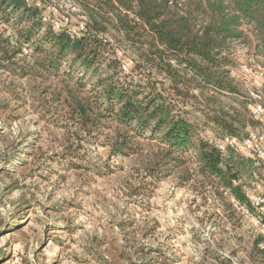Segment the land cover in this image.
Instances as JSON below:
<instances>
[{
  "label": "trees",
  "instance_id": "1",
  "mask_svg": "<svg viewBox=\"0 0 264 264\" xmlns=\"http://www.w3.org/2000/svg\"><path fill=\"white\" fill-rule=\"evenodd\" d=\"M68 1L80 8L74 26L85 23L79 36L45 25L44 0H0V25L11 29L9 36L0 34V70L19 79H63L54 95L73 127L63 156L76 158L83 142L101 141L111 157L131 158L136 173L144 174L135 192L146 193L171 175L182 185L198 178L226 216L231 210L250 220L244 206L264 224L240 181L237 150L206 141L194 121L201 118L225 141L249 137L256 122L244 84L234 75V42L246 44L253 35L264 55V0ZM109 35L122 56H116ZM127 52L139 81L121 71ZM223 228L224 222L217 225L222 243ZM251 238L248 244L240 235L236 239L244 261L264 264V231L254 228ZM143 246L139 256L156 253Z\"/></svg>",
  "mask_w": 264,
  "mask_h": 264
},
{
  "label": "rangeland",
  "instance_id": "2",
  "mask_svg": "<svg viewBox=\"0 0 264 264\" xmlns=\"http://www.w3.org/2000/svg\"><path fill=\"white\" fill-rule=\"evenodd\" d=\"M70 4L44 0L49 11L43 16L45 25L73 33L84 20L74 26L77 12L65 23ZM56 22L60 27H55ZM1 33L9 36L10 27L0 25ZM107 39L113 48L115 38ZM234 46L238 63L234 75L241 82L243 67L264 70L263 50L253 35L248 43L236 41ZM113 49L122 56V49ZM107 55L113 56L112 52ZM127 55L121 71L139 81L138 72H132L131 52ZM62 80L53 76L19 79L0 70V264H247L246 252L236 239L240 235L241 242L248 244L256 227L251 219H240L231 210V217L226 216L221 201L205 194L210 187H201L198 178L182 185L171 175L142 194L134 191L144 180L143 173H136L135 162L111 157L101 141L83 142L78 157H64L73 142L68 141L73 127L64 120L54 95ZM250 119L256 122L250 131L260 130L261 123L251 112ZM194 121L206 141L220 147L228 144L204 120ZM239 144L235 153L243 162L240 181L247 191L262 194V165ZM223 222L224 243L216 234ZM143 245L156 253L139 256ZM234 250L238 251L235 256Z\"/></svg>",
  "mask_w": 264,
  "mask_h": 264
},
{
  "label": "built area",
  "instance_id": "3",
  "mask_svg": "<svg viewBox=\"0 0 264 264\" xmlns=\"http://www.w3.org/2000/svg\"><path fill=\"white\" fill-rule=\"evenodd\" d=\"M68 16L65 18V23L69 24L72 19L71 13L80 12V8L75 4L68 6ZM56 11V9H54ZM47 21V18H45ZM55 27H60V23H54ZM85 23L81 22L77 29L73 30V36H79L80 32L84 29ZM242 81L247 93L250 97V110L255 119L261 123V128L258 131L250 133L249 137L243 142H239L236 139L228 140V145L236 150L241 145L248 149L253 156L258 166L262 165L264 173V70L260 67H243L242 69ZM247 197L252 206L264 215V193L255 194L252 192H246ZM244 214L250 218L254 226L264 231V224L262 218H254L253 214L249 212L244 206L240 207Z\"/></svg>",
  "mask_w": 264,
  "mask_h": 264
},
{
  "label": "crops",
  "instance_id": "4",
  "mask_svg": "<svg viewBox=\"0 0 264 264\" xmlns=\"http://www.w3.org/2000/svg\"><path fill=\"white\" fill-rule=\"evenodd\" d=\"M235 74V73H234Z\"/></svg>",
  "mask_w": 264,
  "mask_h": 264
}]
</instances>
